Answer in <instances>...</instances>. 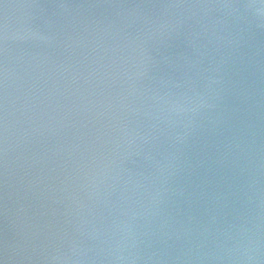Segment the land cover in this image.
<instances>
[{
  "label": "water",
  "instance_id": "95a60500",
  "mask_svg": "<svg viewBox=\"0 0 264 264\" xmlns=\"http://www.w3.org/2000/svg\"><path fill=\"white\" fill-rule=\"evenodd\" d=\"M247 3L0 0V264H264Z\"/></svg>",
  "mask_w": 264,
  "mask_h": 264
},
{
  "label": "clouds",
  "instance_id": "9594fccd",
  "mask_svg": "<svg viewBox=\"0 0 264 264\" xmlns=\"http://www.w3.org/2000/svg\"><path fill=\"white\" fill-rule=\"evenodd\" d=\"M245 8L256 18L257 26L264 27V0H249Z\"/></svg>",
  "mask_w": 264,
  "mask_h": 264
}]
</instances>
